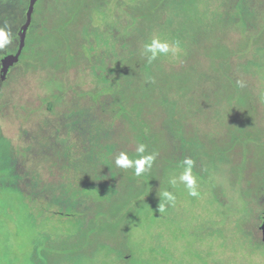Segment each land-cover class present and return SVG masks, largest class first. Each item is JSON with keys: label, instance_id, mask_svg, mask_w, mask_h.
<instances>
[{"label": "rangeland", "instance_id": "1", "mask_svg": "<svg viewBox=\"0 0 264 264\" xmlns=\"http://www.w3.org/2000/svg\"><path fill=\"white\" fill-rule=\"evenodd\" d=\"M156 36L177 55L148 62ZM263 214L264 0H37L0 80V264H264Z\"/></svg>", "mask_w": 264, "mask_h": 264}, {"label": "clouds", "instance_id": "2", "mask_svg": "<svg viewBox=\"0 0 264 264\" xmlns=\"http://www.w3.org/2000/svg\"><path fill=\"white\" fill-rule=\"evenodd\" d=\"M13 43V33L8 25L0 27V52H3ZM179 50V43L161 39L156 36L143 45L142 55L145 56L148 62H152L159 57H166L168 55H177ZM136 153L139 155L137 159L129 158L126 152H120L116 156L114 164L120 169H134V175L137 177L142 176L146 171L150 170L156 159L155 154H145L146 145L139 143L136 147ZM194 160L190 157H185L182 161L183 171L178 176H172L168 183L172 186L177 184L183 185L190 197H199L200 192L198 189L197 177L193 174ZM159 205L157 211L164 213L167 207L175 206L176 196L173 192L164 190L159 195Z\"/></svg>", "mask_w": 264, "mask_h": 264}, {"label": "water", "instance_id": "3", "mask_svg": "<svg viewBox=\"0 0 264 264\" xmlns=\"http://www.w3.org/2000/svg\"><path fill=\"white\" fill-rule=\"evenodd\" d=\"M37 0H28L27 9L25 12V21L20 26L17 36H18V47L15 53L6 54L0 60V80L4 81L9 68L18 62L21 52L25 45L26 34L31 23L32 13L34 11V6ZM262 240L264 241V214L262 217V222L260 225Z\"/></svg>", "mask_w": 264, "mask_h": 264}, {"label": "trees", "instance_id": "4", "mask_svg": "<svg viewBox=\"0 0 264 264\" xmlns=\"http://www.w3.org/2000/svg\"><path fill=\"white\" fill-rule=\"evenodd\" d=\"M13 5V6H16L17 5V0H10V1H8V5ZM26 5H28V0H27V4ZM25 8L27 9V7L25 6ZM26 9H25V12H26ZM25 12L22 14L21 13V18H20V16H19V22L17 23H14L15 24V27H17V25L19 24V23H24V21H25ZM244 13V12H243ZM4 15H6V14H0V16H4ZM17 24V25H16ZM21 24V25H22ZM20 25V26H21ZM20 28V27H19ZM124 92V91H123ZM121 94H122V92L121 93H117V95H118V98L117 99H115L114 97H112V96H110V95H108V96H110V98L109 97H107V103H108V101L111 99V101H112V98L114 99V102H116L117 104H118V109H124L125 107H126V102H124V105H121V101H122V98H121ZM124 101V100H123Z\"/></svg>", "mask_w": 264, "mask_h": 264}, {"label": "flooded vegetation", "instance_id": "5", "mask_svg": "<svg viewBox=\"0 0 264 264\" xmlns=\"http://www.w3.org/2000/svg\"><path fill=\"white\" fill-rule=\"evenodd\" d=\"M17 40H18V36H17ZM17 47H18V44H17ZM17 50V49H16ZM16 52V51H15Z\"/></svg>", "mask_w": 264, "mask_h": 264}]
</instances>
